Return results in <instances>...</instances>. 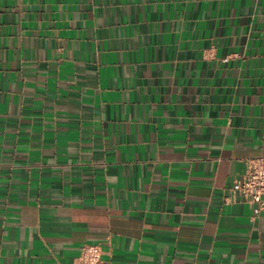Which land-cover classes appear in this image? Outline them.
<instances>
[{
  "label": "crops",
  "instance_id": "obj_1",
  "mask_svg": "<svg viewBox=\"0 0 264 264\" xmlns=\"http://www.w3.org/2000/svg\"><path fill=\"white\" fill-rule=\"evenodd\" d=\"M259 157L264 0H0V264H264Z\"/></svg>",
  "mask_w": 264,
  "mask_h": 264
},
{
  "label": "built area",
  "instance_id": "obj_2",
  "mask_svg": "<svg viewBox=\"0 0 264 264\" xmlns=\"http://www.w3.org/2000/svg\"><path fill=\"white\" fill-rule=\"evenodd\" d=\"M227 203H245L264 212V157L252 159L241 178L226 189ZM78 264H110L103 259L99 245L82 248Z\"/></svg>",
  "mask_w": 264,
  "mask_h": 264
}]
</instances>
